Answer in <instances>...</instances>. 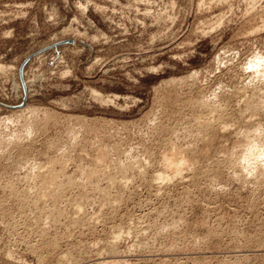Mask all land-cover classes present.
<instances>
[{
	"label": "rangeland",
	"instance_id": "obj_1",
	"mask_svg": "<svg viewBox=\"0 0 264 264\" xmlns=\"http://www.w3.org/2000/svg\"><path fill=\"white\" fill-rule=\"evenodd\" d=\"M259 58L264 0H0V264H264Z\"/></svg>",
	"mask_w": 264,
	"mask_h": 264
},
{
	"label": "bare ground",
	"instance_id": "obj_2",
	"mask_svg": "<svg viewBox=\"0 0 264 264\" xmlns=\"http://www.w3.org/2000/svg\"><path fill=\"white\" fill-rule=\"evenodd\" d=\"M256 58H257V56H256ZM258 61H260V58H259ZM258 61H257V62H258ZM262 62H263V64H264V60H262ZM262 62H261V61L259 62V63H260V67H259V68H261V66H264V65H261ZM259 63H258V64H259ZM258 64L256 65L257 68H258ZM1 68H2V67H0V70H1ZM259 68H258V70H259ZM263 68H264V67H263ZM261 70H263V69H261ZM253 71H255V76H256L258 73L261 74V73L263 72V71H262V72H261V71L256 72V70H255V66H254V70H253ZM263 74H264V72H263ZM255 76H253V77H254L253 80L255 79ZM261 76H263V75H261ZM259 77H260V75H259ZM257 78H258V77H256V81H258L259 84H258V86H257V85H256V86H257V87H260V86H262V85H260V84H262L260 81H262V79H264V76H263V78L260 77L261 80H260V78H258V80H257ZM259 80H260V81H259ZM263 81H264V80H263ZM263 81H262V82H263ZM254 82H255V81H254ZM263 83H264V82H263ZM255 84H257V83H255ZM253 85H254V83H253ZM263 86H264V84H263ZM263 86H262V87H263ZM257 87L254 88V89L257 90ZM244 88H245V87H244ZM252 89H253V88H252ZM259 89H260V88H259ZM243 91H245V89H243ZM248 91H249V90H248ZM248 91H247V93H248ZM258 91H260V90H257V91L254 90V92H258ZM261 91H262V92H261ZM261 91H260V92L263 93L264 90H261ZM251 92H252V91H251ZM260 92H259V93H260ZM240 93H241V92H240ZM245 93H246V92H245ZM259 93H256L257 96H260ZM261 93H260V94H261ZM263 94H264V93H263ZM250 95H251V94H250ZM251 96L254 97V95H251ZM251 96H250L249 98H251ZM262 96H263V95H262ZM235 97H236V96H235ZM244 97H245V96H244ZM253 97H252V98H253ZM255 97H256V96H255ZM246 98H247V97H246ZM255 99H257L258 101H259V100H260V101L262 100L261 97H260L259 99H258V97L255 98ZM255 99L253 98V101H254ZM263 99H264V98H263ZM244 100H245V99H244ZM248 100H249V99H248ZM257 100H255L256 103H258ZM250 101H252V100H250ZM250 101H248V102H250ZM255 101H254V104L251 103V105H253L252 107L256 106L255 108H259V106L255 103ZM248 102H247V103H248ZM248 104H249V103H248ZM258 104H260V105L263 104V106H264V101H262V102H260V103H258ZM246 105H247V104H246ZM249 105H250V104H249ZM251 105H250V106H251ZM257 106H258V107H257ZM263 106L261 105L260 107L263 108ZM26 107L29 108L30 106H26ZM245 108H247V107L245 106ZM262 108H259V109H260V112L263 111L264 108H263V109H262ZM216 109H217V108H216ZM220 109H222V108H220ZM220 109H219V110H220ZM224 109H225V108H224ZM250 109H251V108H250ZM250 109H249V110H250ZM28 110H30V108L27 109V111H28ZM217 110H218V109H217ZM219 110H218V111H219ZM19 111H21V110H19ZM23 111H25V109H24ZM23 111L19 112V113H21V116H25V115H23V114H25ZM220 111H221V110H220ZM246 111H247V109H246ZM253 111H256V110H253ZM258 111H259V110H258ZM14 112H15V111H14ZM17 112H18V111H17ZM17 112H15V113H17ZM25 112H26V111H25ZM31 112H32V110H31ZM244 112H245V111H244ZM26 113H27V112H26ZM262 113H263V112H262ZM17 114H18V113H17ZM30 114H31V113H30ZM224 114H225V113H224ZM247 114H248V113H247ZM239 115H240V114H239ZM255 115H257V112H256ZM261 115H262V114H261ZM263 115H264V114H263ZM240 116H241V115H240ZM257 117H259V116L257 115L255 118H257ZM10 118H11V117H10ZM220 119H222V118H220ZM249 119H250V118H249ZM257 119H258V118H257ZM4 120H5V119H4ZM12 120H14V119H12ZM32 120L35 121V119H32ZM32 120H31V121H32ZM218 120H219V119H218ZM255 120H256V119H255ZM5 121H6V120H5ZM36 121H39V122H40V120H37V119H36ZM39 122H37V123L39 124ZM246 122H247V121H246ZM251 122H252V121H251ZM257 122H258V121H257ZM3 123H4V122H3ZM28 123H30V122H28ZM35 123H36V122H35ZM35 123H33V125H34ZM260 123H261V121H260ZM260 123H259V124H260ZM38 124H37V125H38ZM41 124H42V123H41ZM225 124H226V123H225ZM247 124H248V123H247ZM27 125H28V126H33L32 124H31V125H30V124H27ZM43 125H44V124H43ZM207 125L209 126V124H207ZM207 125L205 126L206 128L208 127ZM223 125H224V124H223ZM253 125H254V124H253ZM34 126H36V125H34ZM38 126H39V125H38ZM228 126H229V125H228ZM231 126H232V125H231ZM257 126H258V125H257ZM257 126H256V127H257ZM259 126H260V125H259ZM202 127H203V126H202ZM205 127H204V128H205ZM223 127H224V126H223ZM233 127H234V126H233ZM32 128H33V127H32ZM36 128L38 129V128H41V127H40V126H39V127L36 126ZM235 128H236V127H235ZM235 128H234V129H235ZM250 128H251V127H250ZM259 128H261V130H262V125H261V127H259ZM259 128H257L259 135H260V134L263 135V134H264V133H263L264 130H263V132L261 131V132L263 133V134H262V133L259 132V131H260ZM201 129H203V128H201ZM221 129H222V128H221ZM252 129H253V128H252ZM252 129H251V130H252ZM263 129H264V128H263ZM203 130H204V129H203ZM207 130H208V129H207ZM207 130H204V131H207ZM238 130H239V129H238ZM200 131H201V130H200ZM224 131H225V130H224ZM244 131H245V130H244ZM246 131H247V130H246ZM252 131H254V129H253ZM207 133H208V132H207ZM241 133H242V132H241ZM255 133H256V132H255ZM258 133H256V134H258ZM199 134H200V133H199ZM213 134H214V133H213ZM245 134H246V133H244V135H245ZM252 134H253V133H252ZM205 135H208V134H206V132H205ZM241 135H242V134H241ZM250 135H251V134H248V135H246V136L243 137V138H246L247 136L249 137ZM195 136H196V135H195ZM208 136H209V135H208ZM210 136H211V134H210ZM239 136H240V135H239ZM256 136H257V135H256ZM206 137H207V136H206ZM248 137H247V138H248ZM251 137H252V136H251ZM254 137H255V135H254ZM262 137H263V136H262ZM262 137H259V140H260ZM3 138H4V137H3ZM199 138H200V137H199ZM207 138H208V137H207ZM210 138H211V137H210ZM241 138H242V136H241ZM249 139H250V138H249ZM249 139H248V140H249ZM252 139H253V137H252ZM252 139H251V141H252ZM254 139H256V137H255ZM254 139H253L252 143H251V141L249 140V142L251 143V145L249 144L248 141H247V143H243V144H242L243 147H245V144H246V145L249 144V145H247V146L245 147V149L248 148V149H247L248 151L245 152V151L243 150V151L247 154L246 159H245V158H244V159H245V160H248V163H249V164H250L251 162H253L254 159L256 158V157H254V156L256 155L257 145H254V141H255ZM263 139H264V138H263ZM2 140H5V138L2 139ZM2 140H1V138H0V141H2ZM240 140H243V139H240ZM259 140H258V141H259ZM197 141H198V140H197ZM204 141H205V140H204ZM245 141H246V139H245ZM3 142H4V141H3ZM198 142H199V141H198ZM256 142H257V140L255 141V143H256ZM5 143H6V142H5ZM237 143H238V142H237ZM258 143H259V142H258ZM0 144H1V142H0ZM7 144H8V143H7ZM18 144H19V143H18ZM240 144H241V143H240ZM2 145H3V144H2ZM172 145H174V144H172ZM261 145H262V142H261ZM261 145H260V146H261ZM6 146H8V145H6ZM237 146H238V144L236 145V147H237ZM263 146H264V145H263ZM263 146H261V147H263ZM2 147H3V146H1V148H2ZM4 147H5V145H4ZM170 147H172V146H170ZM192 147H193V146H192ZM192 147H191V148H192ZM6 148H7V147H6ZM14 148H16V147H14ZM14 148H13V149H14ZM174 148H175V147H173V150H174ZM2 149H3V148H2ZM175 149H176V148H175ZM189 149H190V148H189ZM171 150H172V149H171ZM176 150H177V149H176ZM260 150H262V148H260L259 151H260ZM1 151H2V150H1ZM4 151H5V149H4ZM177 151H179V150H177ZM188 151H189V150H188ZM172 152L174 153V151H172ZM172 152H171V153H172ZM257 152H258V151H257ZM262 152H263V153H261L260 157L263 156L262 154H264V148H263V151H262ZM169 153H170V152H168V154H169ZM171 153H170V155L173 154V153H172V154H171ZM175 153H176V152H175ZM175 153H174L173 155H175ZM179 153H180V152H179ZM179 153H177V154L179 155ZM185 153H186V152H185ZM245 153H244V154H245ZM234 154H235V152H234ZM244 154H243V156L245 157L246 154H245V155H244ZM259 154H260V152H259ZM259 154H258V156H259ZM9 155H10V154H9ZM183 155H184V153H183ZM187 155H188V154H187ZM187 155H185V156H187ZM249 155H250V156L253 155V157H254L253 160H250V159H249V158H250ZM164 156H167V154L164 155ZM241 156H242V155H240V157H241ZM258 156H257V157H258ZM4 157H5V156H4ZM179 157H180V156H179ZM193 157H194V155H193ZM230 157H231V154H230ZM230 157H229V158H230ZM233 157H234V156H233ZM263 157H264V156H263ZM15 158H16V157H15ZM174 158H175V157H174ZM182 158H183V159H179L178 156H177V159H173L172 156H170V157L167 156V157L164 158V160L166 161V166H168V170H170V169H169V167H170V168L172 169L173 172L170 170V174H169V173H168L169 171L167 172V171H166L167 169H166V170H164V172L166 171L165 173H162V172H161V174L159 173L160 175H158V177H159L160 181H163V180H164L163 182H165V180H166V182H167V180H168V182H169V180L171 179V176H172V179H175V177H177V176H179V175H181V174L183 173V172H181V169L183 168V166L190 165V163H189V164L187 163L188 161H187L186 159H188V158L184 159V156H183ZM190 158H191V157H190ZM190 158H189V159H190ZM241 158H242V157H241ZM258 158H259V157H258ZM13 159H14V158H13ZM20 159H21V158H20ZM178 159H179V160H178ZM230 159H232V158H230ZM244 159H243V161H244ZM262 159H263V158H262ZM17 160H18V159H17ZM164 160H163V162H164ZM191 160H192V159H191ZM195 160H196V159H195ZM236 160L239 161V158H238V159L236 158ZM249 160H250L251 162H249ZM9 161H10V159H9ZM11 161H12V160H11ZM21 161H23V160H21ZM189 161H190V160H189ZM197 161H198V160H197ZM234 161H235V160H234ZM241 161H242V160H241ZM243 161H242V162H243ZM258 161H259V160H258ZM261 161H262V160H261ZM14 162L18 163V161H16V159H15ZM192 162H193V161H192ZM194 162H195V161H194ZM244 162H245V161H244ZM262 162H263V161H262ZM11 163H12V162H11ZM20 163H21V162H20ZM236 163H237V162H236ZM240 163H241V162H240ZM240 163H239V166L241 167L242 164L240 165ZM246 163H247V161H246ZM248 163H247V164H248ZM13 164H14V163H13ZM26 164H27V163H26ZM247 164H246V165H247ZM253 164H256V163L254 162ZM257 164H258V165H257ZM257 164H256V165L259 166V162H257ZM10 165H12V164H10ZM17 165H18V164H17ZM19 165H22V164H19ZM192 165H193V164L191 163V166H192ZM251 165H252V163H251ZM251 165H250V166H251ZM15 166H16V164H15ZM15 166H13V168H14ZM27 166H28V165H27ZM236 166H237V164H236ZM239 166H238V167H239ZM242 166L244 167V165H242ZM247 166H249V165H247ZM247 166H245V167H247ZM250 166H249V168H250ZM254 166H255V165H254ZM257 166H255V169H256V170H254V171H257V168H256ZM8 167H9V166H8ZM8 167H7V168H8ZM17 167H19V166H17ZM186 167H187V166H186ZM193 167H195V165L192 166L191 168L189 167L190 170H191ZM245 167L242 168V171H243V172H244V171H248V173H249V171L252 170L251 168H254V167H251L250 169L248 168L249 170H248V169L244 170ZM10 168H11V167H10ZM258 168H259V167H258ZM8 169H9V168H8ZM14 169H15V168H14ZM22 169H23V168H22ZM184 169H185V167H184ZM184 169H182V170H184ZM15 170H16V169H15ZM144 170H146V169H144ZM185 170H186V169H185ZM185 170H184V171H185ZM48 171H49V170H48ZM48 171H47V174L49 175ZM62 171H63V170H62ZM194 171H195V170H194ZM254 171H253V172H254ZM141 172H142V171H141ZM171 172H172V174H171ZM251 172H252V171H251ZM3 173H4V172H3ZM5 173H6V172H5ZM9 173H10V172H9ZM43 173H44V171H43ZM53 173H54V172H53ZM53 173H52V174H53ZM60 173H61V172H60ZM180 173H181V174H180ZM245 173H246V172H245ZM248 173H247V174H248ZM254 173L257 174L258 172H257V173L254 172ZM254 173H253V174H254ZM259 173H260V172H259ZM251 174H252V173H250V176H253V175H251ZM255 174H254V175H255ZM7 175H9V174H7ZM40 175H41V174H40ZM44 175H45V174H44ZM44 175H43V176H44ZM140 175H141V174H140ZM143 175H144V173H143ZM257 176H259V175H257ZM7 177H8V176H7ZM55 178H56V177H55ZM57 178H58V177H57ZM57 178H56V179H57ZM50 179H51V178H50ZM6 181H7V179H6ZM170 181H171V180H170ZM2 182H3V181H2ZM166 182H165V183H166ZM4 183H5V182H4ZM51 183H52V181H51ZM54 183H56V180L54 181ZM46 184H47V183H46ZM44 185H45V184H44ZM50 187H51V186H50ZM39 188H40V187H39ZM53 190H54V189H53ZM40 192H41V190H40ZM45 192H47V191H45ZM41 193H43V192H41ZM46 194H47V193H46ZM48 194H49V193H48ZM41 195L46 196L45 194H41ZM47 196H49V195H47ZM26 197H27V196H26ZM40 197H41V196H40ZM42 197H43V196H42ZM42 197H41V198H42ZM49 197H50V196H49ZM51 197H53V196H51ZM37 198H38V196H37ZM86 198H87V197H86ZM86 198H85V199H86ZM5 199H6V198H5ZM24 199H27V198H24ZM44 199H45V197L42 198V200H44ZM28 200H29V199H28ZM46 200H47V198H46ZM46 200H44V203H45ZM79 200H80V199H79ZM81 200H82V199H81ZM22 201H23V200H22ZM25 201H26V200H25ZM37 201H38V200H37ZM55 201H56V199H55ZM83 201H84V200H83ZM18 202H19V201H18ZM28 202H29V201H28ZM41 202H42V201H41ZM74 202H75V200H74ZM79 202H80V201H79ZM6 203H7V201H6ZM6 203H3V202H2V206H3L4 204H6ZM24 203H25V202H24ZM29 203H30V202H29ZM33 203H35V202H33ZM38 203H39V202H38ZM42 203H43V202H42ZM44 203H43V204H44ZM80 203H81V204H80ZM80 203H79V205L82 206V205H83L82 202H80ZM7 204H8V203H7ZM7 204H6V205H7ZM19 204H22V203H19ZM25 204H26V203H25ZM30 204H31V203H30ZM30 204H29V205H30ZM0 205H1V204H0ZM8 205H9V204H8ZM26 205H27V204H26ZM37 205H38V204H37ZM4 206H5V205H4ZM20 206L23 207V208L20 207V208L22 209V210H21V213H22V211H24L26 208L24 209L25 205H24V206H23V205H20ZM33 206H34V205H33ZM77 206H78V203H77ZM77 206H76V208L78 209L79 206H78V207H77ZM83 206H84V205H83ZM5 207H6V206H5ZM0 208H1V207H0ZM9 208H10V207H9ZM32 208H33V207H32ZM18 209H19V207H18ZM23 209H24V210H23ZM1 210H3V209H1ZM1 210H0V211H1ZM7 210H8V209H7ZM10 210H11V209H10ZM80 210H81V209L79 208V211H80ZM17 211H18V210H17ZM25 211H26V210H25ZM58 211H59V210H58ZM77 211H78V210H77ZM18 212L20 213V210H19ZM53 212H54V211H53ZM53 212H51V213H53ZM59 212H60V211H59ZM16 213H17V212H16ZM28 213H29V212H28ZM54 213H55V212H54ZM54 213H53V214H54ZM11 214H12V213H11ZM11 214H10V216H12ZM53 214H52V215H53ZM77 214H79V212H78ZM14 215H15V213H14ZM22 215H25V214L22 213ZM26 215H27V214H26ZM49 215H50V214H49ZM56 215H57V214H56ZM56 215H55V216H56ZM9 218H11V217H9ZM13 218H14V217H13ZM78 219H79V218H78ZM9 220H10V219H9ZM5 221H6V220H5ZM12 221H13V220H12ZM34 221H36V220H34ZM34 221H33V222H34ZM10 223L12 224V222H10ZM14 223H15V222H13V224H14ZM11 224H10V225H11ZM17 224H18V223H17ZM35 224H36V223H35ZM7 225H9V224H7ZM10 225H9V226H10ZM38 225H39V224H38ZM15 226H16V225H15ZM15 226H12V227H15ZM34 226H37V225H34ZM16 227H17V226H16ZM16 227H15V229H16ZM24 227H25V226H24ZM38 227H39V226H38ZM40 228H41V227H40ZM42 228H43V227H42ZM29 230H30V229H29ZM37 230H38V228H37ZM41 230H42V229H41ZM38 231H39V230H38ZM42 231H43V230H42ZM31 232H32V231H31ZM39 234H40V233H39ZM40 235H41V234H40ZM44 235H45V233H44ZM41 236H43V235H41ZM44 237H45V236H44ZM40 239H42V238H40ZM45 242H46V241H45ZM51 243H52V242H51ZM51 243H50V246H49V247H51ZM54 243L56 244V242H54ZM40 244H41V243H40ZM40 244H39V245H40ZM44 244H45V243L43 242L40 246H44ZM55 244H54V245H55ZM46 245H47V244H46ZM31 246H32V245H31ZM53 247H55V246H53ZM37 248H38V246H37ZM41 248H42V247H41ZM43 248H44V247H43ZM31 249H32V248H31ZM33 249H34V247H33ZM47 249H48V247H47ZM34 250H36V251L39 252L41 249H40V248H38V249L35 248ZM48 250H49V249H48ZM42 251H43V249H42ZM34 253H35V251H34ZM35 254H36V253H35ZM40 254H41V252L38 254V257H39V258H40V256H41ZM39 255H40V256H39ZM52 255H53V254H52ZM65 259H66V257H65ZM11 260H12V259H11ZM11 260H10V261H11ZM45 260H46V259L44 258V255L42 254V257L40 258V264H45V263H46ZM62 260H63V259H62ZM44 262H45V263H44ZM63 263H64V262H63ZM67 263H68V262H67Z\"/></svg>",
	"mask_w": 264,
	"mask_h": 264
}]
</instances>
